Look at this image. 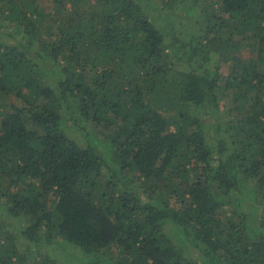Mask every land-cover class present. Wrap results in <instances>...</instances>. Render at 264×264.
<instances>
[{
	"label": "trees",
	"instance_id": "trees-1",
	"mask_svg": "<svg viewBox=\"0 0 264 264\" xmlns=\"http://www.w3.org/2000/svg\"><path fill=\"white\" fill-rule=\"evenodd\" d=\"M0 115V264H264V0H0Z\"/></svg>",
	"mask_w": 264,
	"mask_h": 264
},
{
	"label": "rangeland",
	"instance_id": "rangeland-1",
	"mask_svg": "<svg viewBox=\"0 0 264 264\" xmlns=\"http://www.w3.org/2000/svg\"><path fill=\"white\" fill-rule=\"evenodd\" d=\"M39 6H41V7H45V8H47V9H49V7H50V2H47V1H42V2H40L39 3ZM249 52H250V50H247L246 48H242L239 52H238V54L239 55H241L242 57H243V59L244 60H248L249 59ZM249 54V55H248ZM255 54L256 53H253L251 56L252 57H255ZM227 65H225L224 63H222V65H221V67H220V72H221V75H222V81L224 80V78H226V74H227ZM222 84V83H221ZM11 103H13L14 105H16V106H18V105H21V103H20V100L18 99V98H16V97H11ZM23 104V103H22ZM23 106H25L24 104H23ZM0 118H1V115H0ZM172 129H173V127H172ZM17 187L18 186H14L13 187V190H16L17 189ZM226 208V207H225ZM227 209V208H226ZM226 209H224L223 211L225 212L226 211ZM227 212V211H226ZM226 215H227V213H226ZM12 220V219H11ZM168 236H169V238L171 239V241L173 242V243H175L176 245H179V246H184V249H186V245H185V242L183 241V238H182V236H181V233H180V230H179V228H177V229H174V228H170L169 230H168ZM187 251H188V253H187V255L188 256H193V255H195V252L194 251H192V250H190V249H186ZM184 253L186 254V251H184Z\"/></svg>",
	"mask_w": 264,
	"mask_h": 264
}]
</instances>
